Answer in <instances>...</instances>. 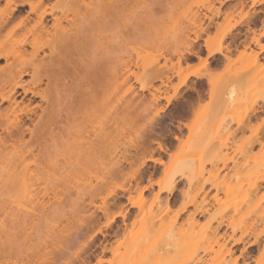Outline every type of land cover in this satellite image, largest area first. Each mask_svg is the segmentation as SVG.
I'll return each mask as SVG.
<instances>
[{"label":"rangeland","instance_id":"obj_1","mask_svg":"<svg viewBox=\"0 0 264 264\" xmlns=\"http://www.w3.org/2000/svg\"><path fill=\"white\" fill-rule=\"evenodd\" d=\"M135 11L133 33L127 10L102 28L134 49L135 109L116 123L108 107L87 111L86 169L75 142L56 146L40 125L37 140L4 142L0 226L22 215L11 244L39 250V264H264V0H137Z\"/></svg>","mask_w":264,"mask_h":264},{"label":"bare ground","instance_id":"obj_2","mask_svg":"<svg viewBox=\"0 0 264 264\" xmlns=\"http://www.w3.org/2000/svg\"><path fill=\"white\" fill-rule=\"evenodd\" d=\"M136 4L137 0H0V61H5L0 66V102L9 103L4 112L0 111V146L6 141L21 144L26 133L37 140L39 135L34 130L40 125L41 129H49L56 146L75 142L76 168L86 169L89 146L84 148L87 143L78 140L84 137L85 130L80 125L87 111L108 107L116 123L121 108L131 110L137 104L132 83L133 68L138 65L134 49L123 54L118 46L119 34L112 30L114 25L112 29H102L109 27L122 10L128 11L126 28L135 29ZM143 11L147 13V5ZM213 47L206 43L207 55L214 54ZM192 49L187 52L198 55L197 49ZM147 61L144 57L143 68ZM144 70L147 78L148 70ZM175 72L179 75L181 70ZM195 73H186L181 83ZM123 86L128 94L125 103L118 97ZM233 96L234 89L230 88L228 98ZM37 98L45 104L40 114L29 107ZM153 98L155 102L159 97ZM50 124L54 127L50 128ZM64 131L65 136H61ZM20 158L24 156L19 155L17 160ZM118 168L115 161L107 172ZM21 217L5 228L0 226V234L8 238V243L5 238L0 245L7 243L10 248L0 246V264H39V250L23 253L11 244L9 235L18 227L24 229Z\"/></svg>","mask_w":264,"mask_h":264},{"label":"crops","instance_id":"obj_3","mask_svg":"<svg viewBox=\"0 0 264 264\" xmlns=\"http://www.w3.org/2000/svg\"><path fill=\"white\" fill-rule=\"evenodd\" d=\"M219 54H220V53H215V54H214V58H215L217 55H219ZM223 54H224V53H222V54H220V55L223 56Z\"/></svg>","mask_w":264,"mask_h":264}]
</instances>
